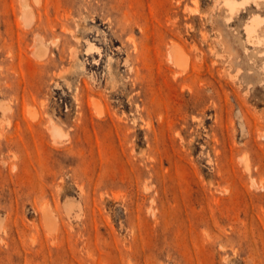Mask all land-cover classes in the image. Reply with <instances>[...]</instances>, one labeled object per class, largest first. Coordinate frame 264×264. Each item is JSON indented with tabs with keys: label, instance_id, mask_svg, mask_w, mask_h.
Returning <instances> with one entry per match:
<instances>
[{
	"label": "rangeland",
	"instance_id": "1",
	"mask_svg": "<svg viewBox=\"0 0 264 264\" xmlns=\"http://www.w3.org/2000/svg\"><path fill=\"white\" fill-rule=\"evenodd\" d=\"M258 1L0 0V264H264Z\"/></svg>",
	"mask_w": 264,
	"mask_h": 264
},
{
	"label": "bare ground",
	"instance_id": "2",
	"mask_svg": "<svg viewBox=\"0 0 264 264\" xmlns=\"http://www.w3.org/2000/svg\"><path fill=\"white\" fill-rule=\"evenodd\" d=\"M248 1L249 0H242V1L241 0L240 1H236V0H225V3L228 4L229 9H230L231 12H233V11H236L237 12V10H239V8H238L239 5L238 4H240L241 6H245ZM255 1H258V0H255ZM20 3H21V8H22L21 9V13H22V17L24 19V22H25L26 25H30L31 22H32L33 16L31 14V10L29 9V5L26 2V0H21ZM253 3L256 4L257 2H254L253 1ZM262 19L263 18L258 19L257 17H255L254 20L251 23L246 24V26L244 27L245 28V33L247 35L246 36L247 37L246 40H248L249 43L250 42L251 43H255L256 42V43H259V44L261 43V41H262L261 38H258V39H254V38H256V36H257L256 33H257V29H258L259 23L260 22L263 23ZM162 42L165 44V51H163V53H164V56L166 57V60L167 61L174 62L178 58V56H179V50H178L179 49V45H178L177 41L173 38V35L171 37V34H168V33H164L163 32V34H162ZM41 46L42 45L39 44L40 52L43 51V47H41ZM88 49L89 50H92V51L93 50L94 51L95 50H98L99 51V47L96 44H94V43H90L89 46H88ZM150 208H152V207H150ZM153 212H154V210H153Z\"/></svg>",
	"mask_w": 264,
	"mask_h": 264
}]
</instances>
